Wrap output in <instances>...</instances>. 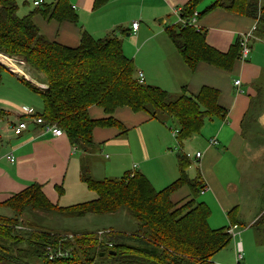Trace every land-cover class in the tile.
Listing matches in <instances>:
<instances>
[{
  "label": "trees",
  "instance_id": "1",
  "mask_svg": "<svg viewBox=\"0 0 264 264\" xmlns=\"http://www.w3.org/2000/svg\"><path fill=\"white\" fill-rule=\"evenodd\" d=\"M106 1L94 0L93 7ZM200 1L188 0L179 13L184 23L179 21L167 26L166 34L191 70L199 62H205L229 71L239 59V37L226 52L210 46L203 29L190 23ZM259 3L260 0H212L197 16L216 7L246 15L257 22L254 37L264 38V5ZM34 7L33 12L19 16L15 0H0V54L22 66L24 74L17 76L18 79L40 96L43 108L40 113L34 111L36 116H40L44 123L62 129L84 155L80 179L95 193V197L70 206H60L51 203L37 183L12 195L4 203L12 210V216H0V262L29 264L28 252L15 249L11 243L17 238L12 235L17 217H21L24 210L34 216L52 212L80 217L126 210L135 222L134 230H99L96 235L79 232L81 237L72 233V239L59 232L39 230L30 235L37 240L32 254L46 257L51 250L54 259L48 264H76L80 261H97L100 264H212L214 255L230 243L233 232L230 231L231 226L212 228L209 225L210 206L205 201L196 200L204 184L197 178L188 179L185 174L188 160L185 156L178 154L179 176L159 190L138 171L127 172L117 179L94 178L89 173L88 157L97 148L92 139L94 127L115 126L120 133L127 131L113 114L120 107L143 111L161 122L171 120L177 130L178 145H182L185 140L200 133L206 119L226 116L227 109L218 103V90L202 86L195 95L187 93L185 88L173 95L159 86L140 82L132 58L123 53L117 30H111L102 38L83 32L77 46L63 45L42 34L32 16L37 12L49 20L76 22L77 14L69 1L46 3L43 0L42 5ZM119 31L126 33L128 29L120 28ZM9 70L0 61V84L3 73ZM25 74L40 77L45 83L44 89L33 85ZM259 81L256 79L252 83L257 94L251 99L242 120L244 140L256 133L249 126L256 123L263 106L264 91L258 87ZM91 105L101 107L106 115L91 117L88 112ZM21 120L29 121L25 115L18 122ZM182 185L188 186L190 195L173 201L171 193ZM58 190L61 193L63 188ZM236 209L237 206L227 212L232 225H236ZM250 227L257 241L264 243V208Z\"/></svg>",
  "mask_w": 264,
  "mask_h": 264
},
{
  "label": "crops",
  "instance_id": "2",
  "mask_svg": "<svg viewBox=\"0 0 264 264\" xmlns=\"http://www.w3.org/2000/svg\"><path fill=\"white\" fill-rule=\"evenodd\" d=\"M68 1L77 14L76 22L49 20L37 12L32 16L42 34L63 45L77 46L83 32H88L94 38H102L113 29L117 30L118 36L120 28L128 29V32L122 33L125 36L131 33L137 34L140 30L139 22L135 31L130 26L136 18H132L128 25L130 20L126 18L123 14L124 11L120 8H118V13L107 16V19L103 17L101 8L109 0L96 8L93 7L94 0ZM187 1L139 0L142 7L151 8L147 12L143 10L148 17L145 15L139 17L142 19L151 18L153 11L157 15H163L164 12L170 11L176 14V10L181 9ZM17 2L25 3V0H17ZM208 3H205L203 8ZM203 8L196 6V11L200 12ZM146 19L145 23L151 26ZM163 19L160 23L166 22V18ZM177 22L179 20L175 21V23ZM254 22L255 20L249 16L231 13L216 7L202 16H198L196 27L203 29L205 40L210 46L221 52H226L240 34L250 30ZM169 25L172 24H167V26ZM148 31L149 36L139 37L136 35L133 38L136 48L139 50L134 54L132 60L136 76L138 77L139 72L142 73L144 83L159 86L171 94H178L185 88L187 93L195 95L198 94L202 86L218 90V103L227 109L226 116L222 119L218 117L206 119L199 134L193 135L182 145H178L183 149L184 143L193 142L195 154L200 153L198 158L195 157V154L192 157L197 165H191V158L187 153L185 154L181 150L179 153L188 160L185 169L188 179L197 178L207 186L203 193L200 192L209 198L204 200L207 204L214 201L222 211L238 207L239 205L236 203L239 198L238 183L248 181L249 178L244 177L245 173L256 174L255 169L250 170L245 167V161L250 156H264V101L256 123L249 126L252 131L255 129L258 134L262 130V138L254 150L250 147H242L244 141L242 120L250 106L251 99L257 94V90L252 84L253 81L260 80L258 87L264 91V38L253 37L249 44V53L244 59H237L229 71L205 62H199L195 69L191 70L166 35V31L164 33L169 41H161L163 44L153 43L152 46H150V42L155 41L154 38L161 35L163 31L162 29L153 30V28ZM143 49L148 50L147 58L150 64L139 60L138 55ZM7 58L3 55L0 61L8 70L10 69L11 72H7L17 80L15 82H18L17 76L23 73L21 65L15 60ZM237 79L240 80L238 86L234 85V80ZM27 80L32 81L29 76H27ZM17 84H20L18 85L20 88L16 87L14 83L9 84L14 89V94L16 95L15 91L18 90L22 98L31 101L28 91H33L22 81ZM35 84L45 87L42 80H36ZM0 102L13 103L2 95H0ZM24 107L28 106L15 107V112L0 109V208L7 207L9 209L0 210V216H12V210L4 203L12 195L23 191L32 183L39 184L46 198L53 204L62 203L63 205L60 206H70L92 199L93 191L89 190L80 179V165L84 155L70 142L65 133L59 137L42 133L40 127L32 121H27L26 128L19 133L14 132L12 127L20 118H24ZM88 112L93 118L106 115L103 109L97 105H91ZM113 114L124 124L127 131L132 127V133L127 137L125 135L127 131L120 133V130L115 126L94 127L92 139L97 148L88 157L91 174L95 178L117 179L127 172L138 171L148 179L152 186L153 184L173 182L179 176V153L174 156L171 148L170 130L178 144L176 128L172 129L167 124L171 120L161 122L156 118H150L143 111L135 112L127 107H120ZM212 137L217 141L215 145L208 143ZM8 154H12L14 157L13 162L6 159ZM59 187L63 188L61 193L58 190ZM188 195H190V189L187 185H182L175 189L170 196L173 201H179ZM261 210L257 212L252 222ZM234 213V223L236 224L234 229H236L239 224L236 219L237 209ZM235 241V249L236 245L243 247L242 240L238 242L235 239Z\"/></svg>",
  "mask_w": 264,
  "mask_h": 264
},
{
  "label": "rangeland",
  "instance_id": "3",
  "mask_svg": "<svg viewBox=\"0 0 264 264\" xmlns=\"http://www.w3.org/2000/svg\"><path fill=\"white\" fill-rule=\"evenodd\" d=\"M19 10H17V13L19 16L27 15L30 12H33L36 7L32 5V0H25V3H18L17 0H15ZM24 1V0H23ZM53 0H45L46 3H51ZM209 2V3H208ZM212 1L210 0H202L198 3L197 6H205V3H208V5ZM259 5H264V0H260ZM118 8L122 9L124 12L123 14L126 16L128 20V25L131 23L132 18H136L133 21L139 22L140 24V30L137 32V34L131 33L128 36H125L119 31V38L122 40V50L123 52L130 58H133L134 54L139 50L136 48L135 42L133 38L138 35L141 36H149V29L153 30H159L162 29L163 33L159 35L158 37L154 38L155 41L150 42V46L153 45V43H161V41L167 40L166 35L164 33L165 26L167 24L175 23V21L179 20V16L177 13L181 11V9L176 10V14L172 11L170 12H164L163 15H157L154 11L152 12L151 18H145L148 20V22L151 24V26L147 23H145V19L140 18V15H145L146 12L151 10L148 6H141L139 0H109L107 4H105L101 8V14L103 17L108 18L107 16L113 15L118 13ZM195 13L199 14L196 10ZM264 13V11H262ZM161 14V13H160ZM261 15V12H260ZM145 17H148L147 13ZM160 18H166L165 23H160ZM198 19V16H197ZM255 29L252 32V37L249 40H252L254 37L255 31H256V25L257 22L255 20ZM131 26V25H130ZM153 26V27H152ZM253 26V25H252ZM252 28V27H251ZM250 28V29H251ZM250 31V30H249ZM168 36V35H167ZM169 38V37H168ZM170 39V38H169ZM165 42V41H164ZM172 42V41H171ZM173 43V42H172ZM155 46V45H154ZM175 46V45H174ZM176 48V47H175ZM177 50V49H176ZM147 52L148 50H142L138 57L141 62L148 63L147 58ZM177 52V51H176ZM3 57V55L1 56ZM0 57V58H1ZM11 59V58H7ZM22 68V66H21ZM23 72V68L21 69ZM20 70V71H21ZM19 71V72H20ZM2 82L0 84V95L4 96L5 98L9 99L12 104H5L4 102H0V109L3 110H16L15 107L20 106H28L29 108L34 109V111L40 113L43 108V103L40 98V96L37 93L29 92L28 95L30 96V100H27L25 98H22L20 95V91L16 90L14 94V89L9 86V84L14 83L16 87H19L17 83L15 82V78L11 77L9 72L5 71L2 76ZM27 78V76L25 75ZM32 77V76H31ZM30 77V78H31ZM32 84L38 87L39 89H44V87H40V85L35 84V81H40L41 78H35L32 77ZM176 95V94H173ZM12 113V112H11ZM167 122V121H166ZM172 129H175V125L172 121H169L167 123ZM130 127V125H129ZM132 127L127 131L125 135L129 137L130 133H132ZM203 129V127H202ZM201 129V130H202ZM170 132V138L172 140V152L175 156L179 151L181 150L185 154L187 153L189 157L191 158V165H197V162L192 157L195 154V150L193 147V142L188 141L184 143L183 149H181L178 144L176 143L174 137ZM262 130H260V133H254V136H250L249 138H246L243 141V148L250 147L253 150L255 149V146H257L258 141L262 138ZM132 135V134H131ZM108 154V152H107ZM248 169L252 170L255 169L256 174L250 175V174H244V177L248 179L246 183H238L237 193L239 194L238 202H236L239 206L237 207V215L236 219L237 222H239L238 227L234 229L233 237L230 241V243L220 250L218 253H216L213 257V263L212 264H237V256L241 257L239 260V264H264V243L258 242L257 238L255 236V232L253 231V228L249 226V224L252 222L254 217L256 216L257 212L264 208V156L261 155H254L250 156L248 160L245 161ZM252 172V171H251ZM89 173L91 174V171L89 170ZM92 177H94L91 174ZM95 178V177H94ZM255 181V183H254ZM168 183H159V185L153 184L156 190L162 189L167 185ZM94 193V192H93ZM92 197V196H91ZM88 197V198H91ZM95 197V193H94ZM93 197V198H94ZM205 198H208L206 195H203L201 193H197L196 200L199 201H206ZM209 199V198H208ZM64 201V200H63ZM85 201V200H84ZM210 203V204H209ZM210 206V215H209V224L211 227H220L223 225L231 226V221L227 217V212L219 210L218 206L214 203L209 202ZM59 205H63L60 203ZM9 210L7 207L0 208L1 211ZM9 214V213H8ZM38 214L41 216H38ZM37 216L32 215L31 213L25 212V210L22 213V216L20 215L17 217L16 223L14 225V232L13 237H17L14 240L11 241V243L14 244L15 249H23V251L28 252V262L29 264H48L49 260L54 259V255L52 254V251L50 250L46 257L41 254V256H34L32 253L35 250V247H37V240L34 237H31V234H36L39 232V230L44 231H51V232H59L61 235H66L65 237L72 239L74 236H72V233H78L77 237H81L82 234L79 232H89L94 235L99 230L106 231V230H112V231H123V232H129L131 230H134L135 228V222L130 217L128 212L126 210H119L112 214H103V215H96V214H87L85 216H62L59 213H38ZM34 236V235H32ZM66 238V239H67ZM235 239L240 242L239 240L243 241V247L236 245ZM110 246V245H109ZM60 252V251H59ZM61 255V252L60 254ZM0 264H7L4 262H0ZM59 264V263H55ZM63 264H73V263H63ZM76 264H100L99 262H91V263H83L78 262Z\"/></svg>",
  "mask_w": 264,
  "mask_h": 264
},
{
  "label": "built area",
  "instance_id": "4",
  "mask_svg": "<svg viewBox=\"0 0 264 264\" xmlns=\"http://www.w3.org/2000/svg\"><path fill=\"white\" fill-rule=\"evenodd\" d=\"M43 0H32V4L33 6H40L42 5ZM177 15L179 16V12L177 13ZM179 21L184 23V19L179 18ZM190 23L193 24L194 26H196L197 23V13H193V15L190 18ZM138 27V22H132L131 23V28L135 31ZM255 29V24H253L252 28L250 29V31L245 32L240 34L239 36V45H240V54H239V59H244L246 57V55L249 53L250 51V47H249V40L252 37V32ZM138 79L140 82L143 81V76L142 73H138ZM240 84V80H234V85L238 86ZM23 114H25L29 121H32L34 124L39 125L40 127V131L42 133H47V134H51L52 136H62L64 134L63 130L60 129L58 126L54 125V124H50V123H44V121L42 120V118L40 116H36L35 112L33 111L32 108H28V107H24L23 108ZM27 126V121L25 120H21L20 122L16 123L12 128L14 130L15 133H19L21 130L25 129ZM208 143L210 145H215L217 143L216 139L214 137L210 138L208 140ZM200 156V153H196L195 157L198 158ZM6 159L9 160L10 162L14 161V157L12 156V154H8L6 155ZM207 189V186H203V188L201 189V193H203L205 190ZM236 227V225H231L230 227V231H233V229ZM238 259H240L241 257L237 256Z\"/></svg>",
  "mask_w": 264,
  "mask_h": 264
},
{
  "label": "water",
  "instance_id": "5",
  "mask_svg": "<svg viewBox=\"0 0 264 264\" xmlns=\"http://www.w3.org/2000/svg\"><path fill=\"white\" fill-rule=\"evenodd\" d=\"M163 20H164L163 18H160V19H159V22H162Z\"/></svg>",
  "mask_w": 264,
  "mask_h": 264
}]
</instances>
